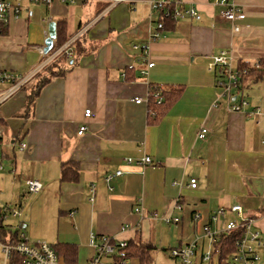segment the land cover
I'll use <instances>...</instances> for the list:
<instances>
[{"label":"crops","instance_id":"obj_1","mask_svg":"<svg viewBox=\"0 0 264 264\" xmlns=\"http://www.w3.org/2000/svg\"><path fill=\"white\" fill-rule=\"evenodd\" d=\"M8 1L19 14L0 35V72L18 73L25 82L4 98L13 84L0 81V190L9 191L4 206L20 212L15 226L2 222L5 236L21 224L29 239L56 250L59 264H89L91 236L138 241L156 251L157 243L170 242L174 225L178 242L166 247L172 258L170 250L199 235L212 212L236 204L264 234V76L240 77L247 105L233 112L217 85L220 73L209 68L221 51L231 54L234 70L264 61V0H233L244 15L235 23L224 20V6L212 0H180L200 18L165 24L148 0ZM50 22L56 33L63 22L68 39L45 54ZM160 22L164 28L150 40ZM143 44L146 55L133 49ZM43 77L48 82L32 95ZM150 87L170 100L154 107L156 119ZM255 109L257 124L245 115ZM80 126L86 131L79 135ZM202 127L207 133L198 139ZM145 156L150 165L124 160ZM64 164L70 172L79 167L75 182L62 181ZM28 179L42 190L29 193ZM163 216L179 223L165 224Z\"/></svg>","mask_w":264,"mask_h":264},{"label":"built area","instance_id":"obj_2","mask_svg":"<svg viewBox=\"0 0 264 264\" xmlns=\"http://www.w3.org/2000/svg\"><path fill=\"white\" fill-rule=\"evenodd\" d=\"M34 2L43 1L47 4L51 3V0H32ZM62 2H71L72 0H61ZM118 1V0H114ZM214 4L224 6V10L221 16L224 20L231 23H235L236 20L244 17L242 11L237 7L233 0H212ZM148 4L152 11L160 13L163 18L166 19H183L185 17H193L199 19L200 16L194 8L183 9L180 5V0H148ZM19 14V8L13 6L8 0H0V35L3 32L4 27L9 21V17L17 18ZM162 18V19H163ZM164 28L163 23H157L155 31L150 34L149 39L154 40L158 38L159 31ZM239 26L233 24V31L238 32ZM133 49L141 51L144 55L147 54L148 46L143 44L141 46L135 45ZM66 57H70L71 53L67 50ZM152 63L148 62L147 66L152 67ZM210 69H217L220 73V80L217 81L218 87L223 91L224 96L227 98V108L233 112L242 111L247 105L245 98L239 93L240 77L247 71L243 70L237 72L233 69V57L226 51H221L219 54L212 57V62L209 64ZM143 73V72H142ZM0 81H7L13 84L10 92L4 96L6 98L9 94L16 90L17 87L25 82L23 75L13 72H0ZM155 98L160 103L159 92H155ZM135 103L144 102L140 97L133 99ZM92 115V112L87 109L84 112L85 117ZM248 117H254V121L257 124L259 122L260 110L255 109L245 112ZM263 120H264V115ZM86 131L85 126H80L78 134H83ZM207 133V129L202 127L198 133V139H204ZM1 136V131H0ZM264 141V135L263 139ZM24 147V145H22ZM126 163H135L137 165H150L151 160L145 156L141 159L132 161V159H124ZM3 170L2 166V153L0 148V172ZM121 171H116L115 176L121 175ZM110 175L105 177V181H109ZM27 191L32 194H36L42 190V185L37 180L25 181ZM177 182H173L172 185H177ZM188 186L191 189L196 188V179L190 178ZM94 188L92 192L94 193ZM176 199V203H177ZM134 212L138 215H142V207L137 206ZM0 219L8 217L17 218L20 216V212L17 208L10 206H4L0 210ZM233 214L234 220H228L225 218L227 214ZM154 220L159 219L157 215L152 214ZM165 224H178V218H172L169 216H163L160 218ZM192 221L197 225L200 221V215L193 216ZM6 229L3 224L0 225V230ZM233 233H237L238 237L233 243V252L228 255V264H260L261 253L264 250V234L259 231L255 225L253 219H249L243 216L241 206L236 204L229 208V212L224 208H219L212 212L207 221L201 227V233L196 235L190 241L183 243L182 245L172 248L170 250V256L178 262V264H211V262H217V256L219 249L217 248L219 242L225 236H229ZM3 241H0V252L3 254L4 264H11L15 260L16 264H59V258L52 246L44 241H29L27 235L24 233L21 224L15 227V231L12 234L4 235L1 237ZM89 245L93 248V255L89 264H128L126 259L115 260L114 256L118 249L124 248L126 242L117 241L110 237H95L91 236ZM200 253V255H198ZM212 262V263H213Z\"/></svg>","mask_w":264,"mask_h":264},{"label":"trees","instance_id":"obj_3","mask_svg":"<svg viewBox=\"0 0 264 264\" xmlns=\"http://www.w3.org/2000/svg\"><path fill=\"white\" fill-rule=\"evenodd\" d=\"M164 24L166 23V21L168 22V19H164ZM58 29H57V33H56V44L55 46L52 48V50H55L57 48H59L60 46H62L64 43H66L67 41V36L66 33L64 32V23H60L58 24ZM5 28V27H4ZM4 30V29H3ZM75 48L73 49L74 51L76 50V45L74 46ZM77 52V51H76ZM243 70L247 71V74L250 75H256L257 78H260L262 76H264V61H261L259 63V66L257 68L255 67H249L247 66V64L245 63H239L237 64V72H241ZM54 74L53 72H51L49 75ZM242 78V77H241ZM48 82V77H43L35 86V92L32 94L34 95L37 90H39L43 85H45ZM154 88V87H150V90L154 93L155 92H159V98H160V103H158V99L155 98V95L153 93H151L150 98L148 100V104H149V108L151 109L152 112H156L154 107H162L164 106V103L169 102V99H166V96L163 95V92H161L162 90ZM178 93V92H177ZM153 94V95H152ZM32 97V96H31ZM30 97V98H31ZM174 97V96H173ZM160 116V112H156L153 119H156ZM67 165L64 164L62 167V181H72L75 182L78 176V170L79 167L77 165H74L71 167V172H70V168L66 167ZM70 172V173H69ZM2 224V220L0 219V225ZM4 231L0 230V238L3 237L4 235ZM238 237L237 233H233L229 236H225L223 237V239L219 242L218 245V249H219V254L217 256V262L216 264H228L227 262V257L230 253L233 252V243L234 240ZM155 247L150 245V244H142L138 241L135 242H129L126 244V246L124 248L118 249L116 251V254L114 256V259L117 261L120 258L121 259H126L127 261L130 260L131 258H136L139 261V264H152V260H153V254L155 251ZM54 251L56 252V250L54 249ZM57 254V252H56ZM16 261L13 260V262L11 264H16ZM213 262V261H212ZM211 262V264H212ZM197 264H204V263H197ZM208 264V263H207Z\"/></svg>","mask_w":264,"mask_h":264},{"label":"rangeland","instance_id":"obj_4","mask_svg":"<svg viewBox=\"0 0 264 264\" xmlns=\"http://www.w3.org/2000/svg\"><path fill=\"white\" fill-rule=\"evenodd\" d=\"M39 81L40 80H38V82ZM35 87L36 86H34V88ZM4 189L6 190V187ZM8 194H9V191H3V190L1 191L0 190V208H2L6 203L10 202L9 199L2 198V196L8 197ZM234 219H235L234 217H228V220H234ZM3 224L15 226L16 225V219H14L12 217H8L6 219H3ZM164 229H166V228H164ZM166 230H168V229H166ZM170 231H171L170 236L172 237V239L170 240L171 244H177V242H178L177 239H174V238H177V233L173 232L174 231V225L171 227ZM28 240L34 242L33 240H31L29 238H28ZM0 241H3V240L0 238ZM170 242L169 243H162V244L157 243V250L153 254L152 264H178L177 262L173 261L174 260L173 258H169V254H168L166 247L168 244H170ZM176 246H174V247H176ZM3 262H4L3 254L0 252V264H4ZM128 262H129V260H128ZM260 264H264V255H262V253H261Z\"/></svg>","mask_w":264,"mask_h":264},{"label":"water","instance_id":"obj_5","mask_svg":"<svg viewBox=\"0 0 264 264\" xmlns=\"http://www.w3.org/2000/svg\"><path fill=\"white\" fill-rule=\"evenodd\" d=\"M56 38L55 23L50 22L48 24V37L44 42L43 52L46 54L52 49L53 41Z\"/></svg>","mask_w":264,"mask_h":264}]
</instances>
